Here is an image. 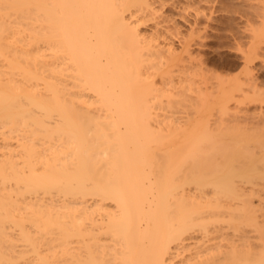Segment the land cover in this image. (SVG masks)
Returning a JSON list of instances; mask_svg holds the SVG:
<instances>
[{"label":"bare ground","instance_id":"obj_1","mask_svg":"<svg viewBox=\"0 0 264 264\" xmlns=\"http://www.w3.org/2000/svg\"><path fill=\"white\" fill-rule=\"evenodd\" d=\"M215 1L0 0V264H264V13L214 76Z\"/></svg>","mask_w":264,"mask_h":264},{"label":"rangeland","instance_id":"obj_2","mask_svg":"<svg viewBox=\"0 0 264 264\" xmlns=\"http://www.w3.org/2000/svg\"><path fill=\"white\" fill-rule=\"evenodd\" d=\"M162 1L164 3H166L164 0H162ZM166 1H167V3H166V6L164 8L166 14L168 13L169 15H174L173 12H176V11H177V13L179 11V14H180V11H181L180 10V7H181L180 4L185 3V2H183V0H180L182 3L179 0H176V2L178 1L180 3V4H178L179 6H177L176 2H173L174 0L173 1L169 0V2L171 1L170 3H168V0H166ZM172 2H173V4H172L173 6L172 5L171 6L175 7L176 10L172 9L171 6H168ZM215 2H216V5L214 6L215 3H214V1H212V3H214L213 4L214 7L211 9L212 12L214 10L213 16H212V14H211V16L215 20H212V21L210 20L211 22L209 21L211 29L208 28L207 29L208 32H206L207 33L206 35L209 38H206L204 47H200V48L196 47L198 49L195 48L194 50L197 53L199 51V54L203 55L202 56V57H204L203 59L206 58L205 61L207 60L206 63H208L207 65H209L208 68L211 70V73H213V74H214V72L216 73V74H214V76L219 74L220 76L222 75V77L223 76L227 77L228 75H229L228 77H230V76H234L236 74H239L240 72L243 71L242 70L243 68L241 69L239 66V65H241V62H240L241 61V58H240L241 57V54H240L241 51L239 52L238 48H236L237 47L236 38L239 36H242V34H244L243 33L244 29H245V27H247V26H245L247 23V19L249 22V20L251 18L252 21L251 20L250 21L252 22V24L254 22L258 23L260 21V19H258L257 15L259 13L260 14L264 13L263 9H261V8H263V4H262V2L260 3V1L257 2V0H229V1L228 0H216ZM225 2H226V4H225ZM174 3H176V6ZM212 3H211V5H212ZM204 4H206V3L203 2L201 4L202 7ZM229 4H230V6H229ZM206 5H207V7H206V9H207L209 4H206ZM261 5H262V7H260L258 9V7ZM254 6H256V7H254ZM178 7H179V9H178ZM204 7H205V5H204ZM255 8L258 9V10H256L257 15H256ZM225 9L227 10L226 12H225ZM260 9H261V11H260ZM207 13L210 14V12H207ZM175 16H176V13H175ZM177 16L179 17V15H177ZM259 17H260V15H259ZM177 20H179V19H177ZM179 24L182 25V22H180V20H179ZM252 24H250V25H252ZM253 26H254V24H253ZM255 26H257V25L255 24ZM184 29H185V27L183 28V30ZM244 40H246V39H243V41ZM263 57L264 56L261 57V59H263V60L259 59V60H256V62H254V66L256 67L254 69V73H256L258 75V76L256 75L257 77H260L259 78L260 80L258 79L259 86L261 88L263 87V91H264V65H263L264 64V58ZM211 76H213V75L211 74ZM263 94H264V92H263ZM261 97H263V96H261ZM257 99H259V100H257ZM257 99H255V100H257V102H254V103L252 102L253 105L250 103L247 105L245 104L247 106V108L249 109L248 113L251 112L250 113L251 116L254 117L255 113L258 116V118H257V116L255 115L256 119H253L254 121L257 120L255 122H259L260 121L259 118H264V101H263L264 97L261 98L262 100L260 98H257ZM243 107H244V105H243ZM258 113H259V115H258Z\"/></svg>","mask_w":264,"mask_h":264}]
</instances>
